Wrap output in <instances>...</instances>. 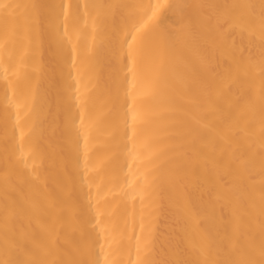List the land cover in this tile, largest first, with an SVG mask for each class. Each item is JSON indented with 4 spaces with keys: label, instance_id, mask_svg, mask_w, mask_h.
Instances as JSON below:
<instances>
[{
    "label": "bare ground",
    "instance_id": "6f19581e",
    "mask_svg": "<svg viewBox=\"0 0 264 264\" xmlns=\"http://www.w3.org/2000/svg\"><path fill=\"white\" fill-rule=\"evenodd\" d=\"M0 264H264V0H0Z\"/></svg>",
    "mask_w": 264,
    "mask_h": 264
}]
</instances>
